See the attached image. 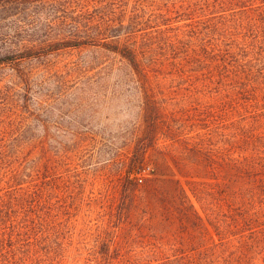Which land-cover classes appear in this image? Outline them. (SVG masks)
<instances>
[{
    "label": "trees",
    "instance_id": "obj_1",
    "mask_svg": "<svg viewBox=\"0 0 264 264\" xmlns=\"http://www.w3.org/2000/svg\"><path fill=\"white\" fill-rule=\"evenodd\" d=\"M63 6V44L125 61L142 120L127 144L112 227L80 236L41 167L18 156L14 123L19 130L28 95L17 92V110L4 97L11 107L0 105V264H264V0ZM147 162L151 178L135 177L149 172ZM138 190L149 204L132 222ZM157 218L168 227L159 236L146 228Z\"/></svg>",
    "mask_w": 264,
    "mask_h": 264
},
{
    "label": "rangeland",
    "instance_id": "obj_2",
    "mask_svg": "<svg viewBox=\"0 0 264 264\" xmlns=\"http://www.w3.org/2000/svg\"><path fill=\"white\" fill-rule=\"evenodd\" d=\"M63 4L0 0V105L11 107L4 99L10 95L17 110L23 105L17 92L28 95L29 107L21 108L19 115L24 120L21 128L16 130L14 123L12 138L21 136L18 156L26 159L27 168L41 167L50 193L64 199L75 234L85 236L99 226L110 223L111 228L115 220L122 190L119 176L133 150V144H127L135 139L142 120L141 94L119 56L98 47L63 44L68 33ZM171 79L167 77L166 86ZM17 113L9 118L17 120ZM145 167L149 172L135 177L151 178L153 166L147 162ZM133 200L139 205L129 212L135 222L149 200L141 190ZM146 228L158 236L168 229L158 218ZM77 264L92 263L82 259Z\"/></svg>",
    "mask_w": 264,
    "mask_h": 264
}]
</instances>
